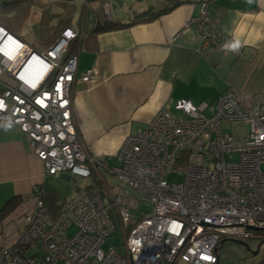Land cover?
I'll use <instances>...</instances> for the list:
<instances>
[{
  "label": "built area",
  "instance_id": "2783aa9c",
  "mask_svg": "<svg viewBox=\"0 0 264 264\" xmlns=\"http://www.w3.org/2000/svg\"><path fill=\"white\" fill-rule=\"evenodd\" d=\"M208 3L186 26H197L201 49L240 53L209 16ZM77 38L63 29L36 52L0 23V122L27 136L44 177L93 176L102 184L79 189L55 216L44 205L43 186L33 185L34 208L15 242L0 248V264H217L220 241L264 240L255 230H264V94L228 89L199 105L179 99L177 115L160 109L122 141L117 165L109 167L89 154L72 117L77 54L67 52ZM95 79L93 69L79 77ZM183 161L182 182L169 183L166 176ZM102 170L117 179L115 192ZM115 230L122 251H103Z\"/></svg>",
  "mask_w": 264,
  "mask_h": 264
},
{
  "label": "crops",
  "instance_id": "0c3cea01",
  "mask_svg": "<svg viewBox=\"0 0 264 264\" xmlns=\"http://www.w3.org/2000/svg\"><path fill=\"white\" fill-rule=\"evenodd\" d=\"M55 2V11H41L39 23L52 22L51 32L53 29L56 32L40 52L63 29L78 34L69 52L77 54L72 117L78 137L89 154L106 166L115 161L122 141L143 129L160 109L176 114L173 105L179 99L199 105L212 103L228 89L264 94V0H209L207 4L208 14L218 29L241 45L240 53L217 46L201 49L197 26H186L199 15V0H185L148 22L98 33L94 32L97 26L108 22L126 23L149 7L161 10L172 1ZM89 69L96 72V79L81 82L79 77ZM71 177L58 178L69 180ZM47 178L27 136L14 124L0 122V248L15 242L34 208L31 188L41 184L48 191ZM81 188H76L61 203ZM246 243L254 252L256 242L250 239ZM230 244L234 243L225 242L217 249V264H242L248 255L254 256L234 244L242 250H226L222 258L221 250Z\"/></svg>",
  "mask_w": 264,
  "mask_h": 264
},
{
  "label": "rangeland",
  "instance_id": "374dc122",
  "mask_svg": "<svg viewBox=\"0 0 264 264\" xmlns=\"http://www.w3.org/2000/svg\"><path fill=\"white\" fill-rule=\"evenodd\" d=\"M57 6V3L55 0H39L38 3L31 2L29 0H25L21 2V8L24 10L17 15V18L9 19L11 23L13 24L15 31L13 32L17 37H20L23 41H25L27 44L32 46L34 48V51L40 52V49H42L52 37L51 32V24H48L45 21H42L40 24V15L41 11L44 9L45 12L51 13L52 11H55V7ZM15 12L10 13V17ZM36 15V16H35ZM9 17V18H10ZM172 115H177L174 113H171ZM229 127L223 126V132H228ZM110 164V167L117 165L115 161L108 162ZM186 168V162H180L173 173L168 174L166 176V180L169 183L178 184L181 183L184 178V172ZM101 175L103 179L105 180V183L108 187H110L114 192L117 189V185L119 184L117 179L111 175L105 172L104 170L101 171ZM97 184L95 182V178L93 176L84 179L81 177L73 176L69 180L61 179V178H54V177H48L45 187L48 191H55L57 194V201L62 202L68 199L72 193L75 191L76 188L85 187L89 184ZM97 186L102 187V184L99 183ZM140 210L142 212L148 213L149 207L142 205L140 207ZM142 214L140 212L136 213L137 217H140ZM23 228V227H22ZM74 232V228L70 227L68 230V234L71 235ZM264 238V237H262ZM256 242V246L254 247V250H256L258 243L261 239L253 238L251 239ZM122 245H123V238L121 233L118 230H115L112 235H110L105 243L102 246L103 251H106L108 248L113 247L117 249L119 252L122 251ZM242 250L239 246L230 244L229 247L225 245L223 249L221 250V257H224V251H234V250ZM241 252V251H238ZM235 253H230V255ZM234 261V260H233ZM242 264H264V249H260L254 256L248 255L244 260ZM241 261V262H242ZM240 262V261H238ZM237 263V262H236ZM235 263V264H236Z\"/></svg>",
  "mask_w": 264,
  "mask_h": 264
},
{
  "label": "trees",
  "instance_id": "16d2710c",
  "mask_svg": "<svg viewBox=\"0 0 264 264\" xmlns=\"http://www.w3.org/2000/svg\"><path fill=\"white\" fill-rule=\"evenodd\" d=\"M22 1H25V0H10V1L0 0V23L2 25H4L11 32L13 30H15V28L9 19H12L14 17L17 18V15L21 12V9H22V11L24 10L23 8H21V2ZM171 1L172 2H171L170 6H166L165 8H163L161 10L160 9L155 10V7H149L145 11L135 14L133 16V18L129 22H126V23H121V22L104 23L103 25L97 26L95 28L94 32L98 33V32H105V31H109V30H113V29L127 28V27H129L133 24H136V23L151 21V20L155 19L156 17H158L159 15L177 7L178 5L183 3L185 0H171ZM186 1H188V0H186ZM199 1L203 2V1H209V0H199ZM11 12H15L12 15V17L9 16ZM55 32H56V30L53 29L52 35H51L52 37L50 38V41L54 38ZM73 48H74V44H72V42H71L70 46L68 48L67 55H71V53H69V52H71ZM95 182L97 183L96 185H98L100 183L96 179H95ZM93 184H95V183H93ZM98 187H100V186H98ZM56 198H57V194L55 193V191H52V190L46 191L45 190L44 205L52 216H55L59 212L60 208L63 205L61 202H58ZM11 207H12V205H11ZM47 207L48 208L53 207L54 210H56V209L57 210L54 212H51ZM9 211H10V209L7 212L9 213ZM261 235L264 236V233H261Z\"/></svg>",
  "mask_w": 264,
  "mask_h": 264
},
{
  "label": "water",
  "instance_id": "95a60500",
  "mask_svg": "<svg viewBox=\"0 0 264 264\" xmlns=\"http://www.w3.org/2000/svg\"><path fill=\"white\" fill-rule=\"evenodd\" d=\"M255 230H258V231H264V230H261V229H255ZM261 241H264V240H261ZM225 242H231V243H234V244L240 245V246H242L243 248L249 250L248 245H247L246 242L239 241V240H222V241H220V245H223ZM260 245H261V242L259 243V246H260ZM259 246H258V247H259ZM258 247L256 248V250H254V252H253V251H250V250H249V252H250L251 254H256V253L259 251Z\"/></svg>",
  "mask_w": 264,
  "mask_h": 264
},
{
  "label": "flooded vegetation",
  "instance_id": "af4514ba",
  "mask_svg": "<svg viewBox=\"0 0 264 264\" xmlns=\"http://www.w3.org/2000/svg\"><path fill=\"white\" fill-rule=\"evenodd\" d=\"M260 242H261V245L259 246V243H260ZM260 242L258 243V246H259V247L257 246L258 249H260L262 246H264V241H261V240H260Z\"/></svg>",
  "mask_w": 264,
  "mask_h": 264
}]
</instances>
